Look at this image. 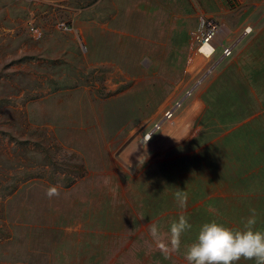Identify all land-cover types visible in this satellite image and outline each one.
Masks as SVG:
<instances>
[{
  "label": "rangeland",
  "instance_id": "1",
  "mask_svg": "<svg viewBox=\"0 0 264 264\" xmlns=\"http://www.w3.org/2000/svg\"><path fill=\"white\" fill-rule=\"evenodd\" d=\"M251 209L264 0H0V264H187Z\"/></svg>",
  "mask_w": 264,
  "mask_h": 264
},
{
  "label": "clouds",
  "instance_id": "2",
  "mask_svg": "<svg viewBox=\"0 0 264 264\" xmlns=\"http://www.w3.org/2000/svg\"><path fill=\"white\" fill-rule=\"evenodd\" d=\"M250 213L242 227L214 218L203 222L186 246L187 264H234L241 257L264 264V230L256 227V210ZM191 227L187 219L182 222V229Z\"/></svg>",
  "mask_w": 264,
  "mask_h": 264
},
{
  "label": "bare ground",
  "instance_id": "3",
  "mask_svg": "<svg viewBox=\"0 0 264 264\" xmlns=\"http://www.w3.org/2000/svg\"><path fill=\"white\" fill-rule=\"evenodd\" d=\"M217 35L215 37H212L209 41L205 42L204 45L201 48V52H203L205 55L210 56L214 53V44L216 41Z\"/></svg>",
  "mask_w": 264,
  "mask_h": 264
},
{
  "label": "built area",
  "instance_id": "4",
  "mask_svg": "<svg viewBox=\"0 0 264 264\" xmlns=\"http://www.w3.org/2000/svg\"><path fill=\"white\" fill-rule=\"evenodd\" d=\"M208 36H209V37H212V33H211V32H209V33H208Z\"/></svg>",
  "mask_w": 264,
  "mask_h": 264
}]
</instances>
